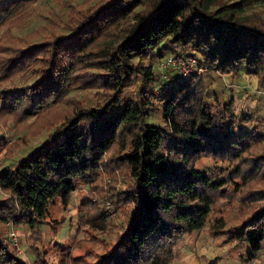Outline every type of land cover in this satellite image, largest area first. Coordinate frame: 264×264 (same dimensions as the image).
<instances>
[{
    "label": "trees",
    "instance_id": "1",
    "mask_svg": "<svg viewBox=\"0 0 264 264\" xmlns=\"http://www.w3.org/2000/svg\"><path fill=\"white\" fill-rule=\"evenodd\" d=\"M5 1L0 28L30 0ZM241 7V0H94L64 31L18 46L0 42V83L10 80L0 109L18 122L34 116L20 140L53 115L37 143L0 164V222L27 225L33 254L23 258L0 229V264L80 262L82 254L58 240V257L49 260L42 225L57 232L52 220L62 218H50V205L56 197L68 204L82 184L78 223L103 230L107 204L123 216L89 264H170L179 241L203 226L242 242L246 259L255 255L264 237V100L238 111L220 85L223 74H251L264 89V21ZM166 55L193 57L195 67L155 89L162 80L155 65ZM73 87L91 92L73 97ZM66 98L72 104L54 110Z\"/></svg>",
    "mask_w": 264,
    "mask_h": 264
},
{
    "label": "rangeland",
    "instance_id": "2",
    "mask_svg": "<svg viewBox=\"0 0 264 264\" xmlns=\"http://www.w3.org/2000/svg\"><path fill=\"white\" fill-rule=\"evenodd\" d=\"M93 2L94 0H30L23 14L2 25L0 28V42L4 46H18L27 40H35L50 36L57 31H64L78 8L85 7ZM5 3V0H0V7ZM241 6V14L264 21V0H241ZM180 66L181 63L178 62L166 68L161 67V70L166 71L167 75H171L177 73V68ZM155 67L160 73L158 62ZM193 68L192 66L191 69ZM13 78L19 81L22 80L23 75L17 73ZM220 78L222 89L232 91V98L238 111L255 107L264 100V89L259 88L254 75L242 74L237 78H233L223 74ZM1 82L0 88L3 84H9L10 80L6 79ZM155 89H158V81ZM90 92L91 90L87 88L73 87L67 94L82 98L83 94ZM71 104V101L66 98L56 104L54 110L63 111ZM47 115L41 116L37 121V123L43 122L45 126L38 133L29 136L27 142L25 139L22 142L20 140L21 135L25 136L28 122L33 120L34 116L30 117L28 122H18L11 112L0 109V163L8 162L11 158L19 156L43 137L49 128L48 121L53 118V115ZM15 139L20 140L19 146L12 153H8L6 145ZM204 160L209 161L208 158ZM86 188L87 186L83 184L79 185L72 191L66 205L61 203L59 197H56L50 205V218H62L59 223L52 220L56 225V229H58L57 232H54L46 224L42 225L43 244L48 250V259L51 261L58 257V253L52 245L54 240H58L63 245H70L71 253L75 255L82 254L83 259L74 264H89L96 252L103 250V244L111 240L122 225L123 216L121 212L116 208L107 206L108 204L105 205V208L110 212L111 220L106 223L103 230L78 223L77 208L82 195L87 191ZM8 228V224L0 222V229L4 233H7ZM15 228L18 232L19 244L23 250V258L31 261L33 254L27 244L30 233L29 228L27 225H16ZM224 234L210 235L204 226L191 231L179 241L175 249L177 256L179 252L182 253L181 251H183L187 253L185 254L186 257L183 260H175V255L170 264H209V259L214 260V264H264V237L260 241L257 257L254 260H245V245L242 242L226 240Z\"/></svg>",
    "mask_w": 264,
    "mask_h": 264
},
{
    "label": "built area",
    "instance_id": "3",
    "mask_svg": "<svg viewBox=\"0 0 264 264\" xmlns=\"http://www.w3.org/2000/svg\"><path fill=\"white\" fill-rule=\"evenodd\" d=\"M180 62L181 66L177 68V73L179 74H186L191 67H195V60L193 57H188L186 59H184L183 57H175L173 55H166L164 56V58L158 62V66L160 67V70L162 69L161 67H168L170 65H174L176 63ZM186 62V63H184ZM199 69V68H197ZM160 76L162 78V80L159 81L158 83V87L159 88H164L166 86H168L169 81L167 80V73L166 71L161 70L160 71ZM0 161H1V157H0ZM1 164V163H0ZM2 188L0 186V193H2ZM8 234L11 238V240L13 241V243L16 245V249L18 251V253L23 257V250L19 244V239H18V232L16 231V225H14L11 221L8 222Z\"/></svg>",
    "mask_w": 264,
    "mask_h": 264
},
{
    "label": "crops",
    "instance_id": "4",
    "mask_svg": "<svg viewBox=\"0 0 264 264\" xmlns=\"http://www.w3.org/2000/svg\"><path fill=\"white\" fill-rule=\"evenodd\" d=\"M181 250H183V249H181ZM182 253H178V256L176 255V259L175 260H179V259H181V260H183V258L184 257H186V255L185 254H187L186 252H183V251H181ZM257 254H258V251L255 253V255L254 256H252L251 258H249V259H245V260H254L255 259V257H257ZM214 262V261H213ZM212 264H214V263H212Z\"/></svg>",
    "mask_w": 264,
    "mask_h": 264
}]
</instances>
